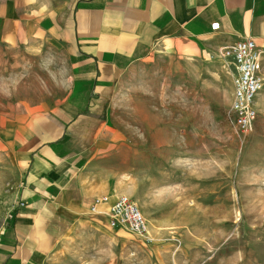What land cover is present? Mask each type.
Here are the masks:
<instances>
[{"label": "rangeland", "instance_id": "374dc122", "mask_svg": "<svg viewBox=\"0 0 264 264\" xmlns=\"http://www.w3.org/2000/svg\"><path fill=\"white\" fill-rule=\"evenodd\" d=\"M69 81L59 46L0 43V118L55 104ZM114 92L117 123L133 147L132 178L118 197L137 204L150 241L88 215L61 221L38 264H264V86L247 136L229 124L232 78L221 57L155 51L125 70ZM20 184L0 147V231Z\"/></svg>", "mask_w": 264, "mask_h": 264}, {"label": "crops", "instance_id": "0c3cea01", "mask_svg": "<svg viewBox=\"0 0 264 264\" xmlns=\"http://www.w3.org/2000/svg\"><path fill=\"white\" fill-rule=\"evenodd\" d=\"M243 39L260 52L264 86V0H0V43L49 42L66 52L70 71L63 99L0 118V147L21 174L0 264H38L61 221L103 218L90 212L95 199L109 197L98 206L105 212L131 180L133 147L112 107L125 70L155 51L220 57Z\"/></svg>", "mask_w": 264, "mask_h": 264}, {"label": "built area", "instance_id": "2783aa9c", "mask_svg": "<svg viewBox=\"0 0 264 264\" xmlns=\"http://www.w3.org/2000/svg\"><path fill=\"white\" fill-rule=\"evenodd\" d=\"M217 24L211 26L212 30ZM220 57L227 59L231 68L232 102L229 109V124L239 136L252 133L257 119L256 98L263 90L260 75V52L251 39H243L234 45L220 49ZM109 198H96L90 212L104 216L109 228L126 231L145 242H149L147 226L137 204L129 198L119 196L109 204L105 212H99L98 206L108 204Z\"/></svg>", "mask_w": 264, "mask_h": 264}]
</instances>
